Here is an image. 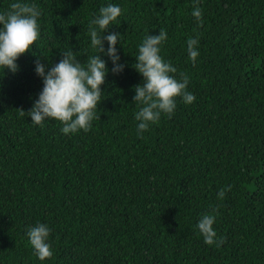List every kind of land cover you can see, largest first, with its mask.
<instances>
[{"label": "trees", "instance_id": "obj_1", "mask_svg": "<svg viewBox=\"0 0 264 264\" xmlns=\"http://www.w3.org/2000/svg\"><path fill=\"white\" fill-rule=\"evenodd\" d=\"M15 2L37 6L40 34L15 73L0 68V264H264V0H0V13ZM108 4L121 15L97 30L121 35L124 68L112 72L104 40L100 118L67 135L58 120L32 123L37 59L48 71L72 48L86 63L89 23ZM161 29L159 54L195 100L177 97L171 118L138 134L133 65ZM207 214L219 246L197 227ZM38 223L50 229L43 261L27 235Z\"/></svg>", "mask_w": 264, "mask_h": 264}, {"label": "clouds", "instance_id": "obj_2", "mask_svg": "<svg viewBox=\"0 0 264 264\" xmlns=\"http://www.w3.org/2000/svg\"><path fill=\"white\" fill-rule=\"evenodd\" d=\"M118 5L108 4L99 10V16L89 23L88 35L91 39L90 47L97 50L96 55L88 56L86 63L82 64L77 58V52L72 48L62 53L59 63L54 64L46 71L45 65L36 61L35 71L43 80V89L32 108L27 112L31 122L42 124L46 118L58 120L63 124L61 132L65 135L76 133L79 130L88 132L92 121L100 118L96 116V109L101 101L102 88L105 83L108 69L106 62L100 58L99 53L104 52L103 42L107 40V55L113 62L114 74L123 71L124 65L119 64L117 42L120 41L119 33L104 36L98 30L105 32L109 25L121 15ZM193 16L202 20V11L195 7ZM41 12L36 5L15 2L10 5V10L0 13V68L9 69L15 73L18 70L16 61L35 44L39 38L38 18ZM167 39V33L161 29L158 35H148L138 46L139 54L135 70L143 77V83L134 86L133 101L139 105L140 110L135 114L139 121L138 134L143 133L150 123H157L161 114L171 118L176 108V98L181 97L184 103L191 104L195 96L187 91L189 78L181 73L177 80L174 75L177 69L170 62H165L160 56L159 45ZM189 58L195 63L199 55L195 46L197 39L189 38L187 41ZM21 115L24 110L20 109ZM230 189H221L218 199H223L225 192ZM215 211V210H214ZM215 216L204 215L198 222V229L208 245L219 246L222 241H216L213 230ZM50 229L47 225L38 223L30 226L27 232L29 243L35 255L41 260L52 256L51 246L47 238Z\"/></svg>", "mask_w": 264, "mask_h": 264}]
</instances>
